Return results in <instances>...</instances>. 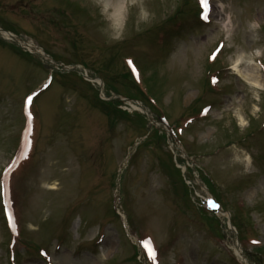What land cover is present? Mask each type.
Segmentation results:
<instances>
[{"label": "rangeland", "instance_id": "374dc122", "mask_svg": "<svg viewBox=\"0 0 264 264\" xmlns=\"http://www.w3.org/2000/svg\"><path fill=\"white\" fill-rule=\"evenodd\" d=\"M67 1L0 0V26L30 37L65 65H86L87 73L102 79V96L111 91L122 101L133 98L152 109L125 73L121 56L135 52L145 83L171 120L212 103L206 117L183 129L184 151L193 165L192 161L205 168L216 181L230 222L238 219L232 184L240 180L241 196L246 206L253 207L251 218L259 225L257 231L244 225V234L264 241V130L256 131L264 116V89L258 77L255 87L240 75L245 69L254 75L246 66L253 67L255 57L264 61V0H218L209 26L195 22L192 4L185 0H85L95 9V19L78 6V0ZM181 5L184 12L176 18L182 20L181 31L173 30L170 17ZM165 24L173 37L162 53L153 48L154 29ZM221 38L226 39L222 59L234 68L221 80L226 96L210 91L204 78L206 53ZM45 62L24 54L0 33V169L6 157L14 162L15 156L8 155L23 120L21 97L44 78ZM51 65L56 69L51 86L36 99L43 130L35 163L20 176L11 171L7 178L13 233L19 232L16 242L26 247L18 259L46 264L36 252L37 246H44L53 264H139L112 209V188L117 184L130 227L153 240L158 264H172L177 252L185 256V264H233L214 240L223 235L227 216L210 215L207 220L206 213H197L193 193L188 199L179 167H188L186 158L158 138L128 149L144 128L141 116L107 114L93 82L78 71ZM219 66L217 58L212 68ZM112 104L123 109L118 100ZM29 129L30 122L25 136ZM128 150L133 153L123 166L120 183L117 169ZM180 157L182 164L176 163ZM193 167L185 173L196 184ZM4 220L0 206V264H8L10 233ZM172 237L174 248L162 253L159 244ZM15 246H9L11 251Z\"/></svg>", "mask_w": 264, "mask_h": 264}, {"label": "bare ground", "instance_id": "6f19581e", "mask_svg": "<svg viewBox=\"0 0 264 264\" xmlns=\"http://www.w3.org/2000/svg\"><path fill=\"white\" fill-rule=\"evenodd\" d=\"M6 34V33H5ZM254 64V63H253ZM238 66H240V62H238V63H236L235 64V70L236 69H238ZM248 69H250L253 73H254V75L253 76H251V74L245 69V70H242L241 72H240V75H241V77L243 78V79H245L246 80V82H248V83H250L251 85H253V86H255V87H259V86H257L258 84H257V82H256V78L258 77V79H259V82H260V76H259V73H258V68H257V66L254 64L253 65V67H250V66H246ZM256 68V69H255ZM261 83V82H260ZM51 86V85H50ZM49 86V87H50ZM48 87V88H49ZM48 90V89H47ZM247 158L249 159L250 158V156L248 155L247 156ZM51 187H54V186H51Z\"/></svg>", "mask_w": 264, "mask_h": 264}, {"label": "trees", "instance_id": "16d2710c", "mask_svg": "<svg viewBox=\"0 0 264 264\" xmlns=\"http://www.w3.org/2000/svg\"><path fill=\"white\" fill-rule=\"evenodd\" d=\"M103 105H104V104H103ZM104 107H106V111L109 112V110H110V106H108L107 104H105Z\"/></svg>", "mask_w": 264, "mask_h": 264}]
</instances>
